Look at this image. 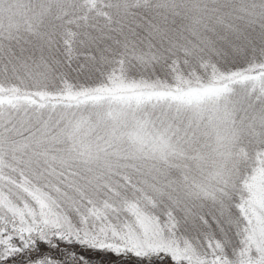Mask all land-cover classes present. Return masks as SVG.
<instances>
[{"label": "snow or ice", "instance_id": "obj_1", "mask_svg": "<svg viewBox=\"0 0 264 264\" xmlns=\"http://www.w3.org/2000/svg\"><path fill=\"white\" fill-rule=\"evenodd\" d=\"M75 247L264 264V0H0V264Z\"/></svg>", "mask_w": 264, "mask_h": 264}, {"label": "rangeland", "instance_id": "obj_2", "mask_svg": "<svg viewBox=\"0 0 264 264\" xmlns=\"http://www.w3.org/2000/svg\"><path fill=\"white\" fill-rule=\"evenodd\" d=\"M71 251H76V252H80L81 249H79L78 247H75V248H68V249H65V250H61L59 255L62 259H65L66 260V264H72V262L70 260H68V254L71 252ZM86 255L90 256L91 258H94V259H97V258H102L103 254H99V253H91V252H87L85 253ZM105 259H110V260H114L115 257H103Z\"/></svg>", "mask_w": 264, "mask_h": 264}, {"label": "trees", "instance_id": "obj_3", "mask_svg": "<svg viewBox=\"0 0 264 264\" xmlns=\"http://www.w3.org/2000/svg\"><path fill=\"white\" fill-rule=\"evenodd\" d=\"M63 250H65V249H63Z\"/></svg>", "mask_w": 264, "mask_h": 264}]
</instances>
